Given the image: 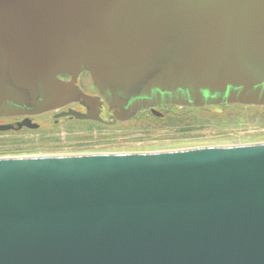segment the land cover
<instances>
[{
  "label": "water",
  "instance_id": "1",
  "mask_svg": "<svg viewBox=\"0 0 264 264\" xmlns=\"http://www.w3.org/2000/svg\"><path fill=\"white\" fill-rule=\"evenodd\" d=\"M103 102L264 107V0H0V119ZM0 264H264V143L0 158Z\"/></svg>",
  "mask_w": 264,
  "mask_h": 264
},
{
  "label": "rangeland",
  "instance_id": "2",
  "mask_svg": "<svg viewBox=\"0 0 264 264\" xmlns=\"http://www.w3.org/2000/svg\"><path fill=\"white\" fill-rule=\"evenodd\" d=\"M159 112L161 117L144 111L127 123L106 125L76 119L56 123L54 114H45L34 118L37 130L0 132V158L154 153L264 143V107H169Z\"/></svg>",
  "mask_w": 264,
  "mask_h": 264
},
{
  "label": "flooded vegetation",
  "instance_id": "3",
  "mask_svg": "<svg viewBox=\"0 0 264 264\" xmlns=\"http://www.w3.org/2000/svg\"><path fill=\"white\" fill-rule=\"evenodd\" d=\"M60 79H62L63 81H71L72 80V78L67 76V75L60 76ZM76 85L80 88V90L84 94H86L88 96H91V97L100 98L102 100L99 92L94 87L93 82H92V80H91V78H90V76L88 74H81L76 79ZM74 108H78V109H80V111L82 110V113H86V108H84L83 106H81L79 104H73L71 106H67L66 108H64V109H62L60 111H55V112H51V113H48V114H54V117H56L57 115H59L61 113H64V112H67L70 109L74 110ZM106 110L108 111V116H107V118H104V113L106 112ZM147 111L151 112V110H147ZM112 115L113 114H112V112L109 111L108 106L103 102V105H102V108H101V113H100V117H101V119L103 121L102 122L84 121V122H92V123H98V124H103V125L119 123V122H114L112 120ZM34 118L35 117H32V118L19 117V118H12V119H1L0 121H3V123L0 124V126H2V125H14V126H16L17 124L23 123V122L27 121L28 119L32 123H34ZM62 119L75 120V119L70 118V117H66V118H62ZM59 120L55 119V122L57 123ZM22 130H33V129H29L27 127H23L22 129L17 130V131H22ZM9 132H13V131H9Z\"/></svg>",
  "mask_w": 264,
  "mask_h": 264
}]
</instances>
